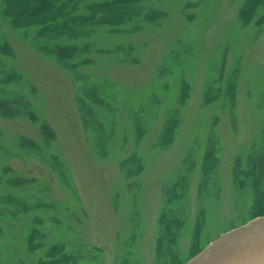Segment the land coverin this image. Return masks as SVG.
<instances>
[{
    "label": "rangeland",
    "instance_id": "374dc122",
    "mask_svg": "<svg viewBox=\"0 0 264 264\" xmlns=\"http://www.w3.org/2000/svg\"><path fill=\"white\" fill-rule=\"evenodd\" d=\"M110 1L76 0L72 16ZM245 1L140 0L139 18L160 13L158 23L49 41L13 29L0 0L11 50L0 53V98L24 106L0 116V264H185L250 220V164L264 154V7L244 25ZM86 43L74 68L39 50ZM165 125L174 133L162 145ZM167 227L169 250L158 245Z\"/></svg>",
    "mask_w": 264,
    "mask_h": 264
},
{
    "label": "trees",
    "instance_id": "16d2710c",
    "mask_svg": "<svg viewBox=\"0 0 264 264\" xmlns=\"http://www.w3.org/2000/svg\"><path fill=\"white\" fill-rule=\"evenodd\" d=\"M139 2L140 0H112L104 3H93L86 7L87 14L72 16V12L75 10L76 0H4L3 16L8 20L13 29L21 30L36 27L37 38L51 41L64 35H70L75 38L86 37L88 33L85 31V28L96 24L118 27L126 23L136 22L140 19L138 15L142 11L141 7L137 5ZM260 7H264V0H246L240 11L242 23L244 25L249 24ZM156 14L158 17H156ZM142 15L144 16L140 20L145 22L158 23L157 21L161 19L160 13L146 12ZM263 20L264 16H261L256 21L257 25H260ZM89 47L88 43L81 46H48L44 44L39 50L47 56H51L59 64L74 68L84 61L74 64L71 63L73 59L81 54L89 53ZM0 53L11 54V50L6 43L0 42ZM85 63H87V61H85L84 64ZM233 88L234 85H232L229 90L231 94L230 98L233 97ZM86 91L92 98L97 99L96 97H98V95L95 93L94 89H87ZM79 103L80 107L83 108L82 101L79 100ZM16 105L21 108L23 106L20 101L16 102V100L10 101L0 98V116L6 113H8V115L19 113L20 110L16 108ZM32 113V111L26 112V116L32 119ZM87 118L88 117H85V119ZM32 120L36 121V118L33 117ZM42 130L43 132H48L46 126H43ZM173 133L172 125L168 128L167 125H165L164 132L162 133V145L171 143ZM212 160L215 161L214 156L209 151L206 152L202 164L205 172H207L208 168L210 169L212 167ZM252 162L253 163L250 164L252 169L248 174V178H251V184L254 187L252 201L253 211L250 220L264 215V184H262L264 183V154ZM235 174H237V172H235ZM239 182L240 185L243 184V181L239 180ZM168 227L160 229L161 233L166 234L165 239L162 238L158 242V245L162 247V249L166 246L167 250L170 249L173 243V235L170 234V236H172L170 239L169 234L166 232Z\"/></svg>",
    "mask_w": 264,
    "mask_h": 264
},
{
    "label": "water",
    "instance_id": "95a60500",
    "mask_svg": "<svg viewBox=\"0 0 264 264\" xmlns=\"http://www.w3.org/2000/svg\"><path fill=\"white\" fill-rule=\"evenodd\" d=\"M185 264H264V215L224 232Z\"/></svg>",
    "mask_w": 264,
    "mask_h": 264
},
{
    "label": "bare ground",
    "instance_id": "6f19581e",
    "mask_svg": "<svg viewBox=\"0 0 264 264\" xmlns=\"http://www.w3.org/2000/svg\"><path fill=\"white\" fill-rule=\"evenodd\" d=\"M161 32H156L155 33V35H154V38L153 39H151V48L147 51V52H145L144 54H143V56L144 57H146V59L148 60L150 57H153V54H154V52H156L157 50H158V48H160V44H159V42H160V34ZM212 36H213V31H211L210 30V33H206L205 34V37H204V39L206 40V41H211V39H212ZM207 45V47H206V49H208V47H209V44H206ZM254 57V56H253ZM165 155H161V156H159L158 157V159H156L157 161H156V166H157V168H159V166L161 165V163H163V161H165ZM156 168V169H157ZM151 175V173H149V175H148V180L150 179V176ZM95 186V185H94ZM150 198H151V194H152V187H151V189H150Z\"/></svg>",
    "mask_w": 264,
    "mask_h": 264
}]
</instances>
